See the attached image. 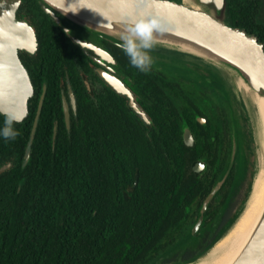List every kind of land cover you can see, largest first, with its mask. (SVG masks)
Listing matches in <instances>:
<instances>
[{
    "label": "trees",
    "instance_id": "obj_1",
    "mask_svg": "<svg viewBox=\"0 0 264 264\" xmlns=\"http://www.w3.org/2000/svg\"><path fill=\"white\" fill-rule=\"evenodd\" d=\"M226 4L227 22L255 33L264 43V13H259L258 1L226 0ZM21 15L30 22L37 20L38 60L30 70L34 92L28 115L13 125L19 134L12 140L0 138V164L12 163L0 171V237L4 240L0 264H151L191 232L197 219H189L185 205H193L198 187L191 194L183 191L177 178H171L178 160H157L160 150L156 154L152 149L150 166L144 160H138L135 169L133 165L124 169L122 160L107 163L90 122L80 132L58 131L54 138L52 94L59 84L53 80L62 73L61 42L73 43L39 0H23L17 11V17ZM60 17L72 26L73 34L95 35ZM44 80L46 91L29 160L22 166ZM3 119L0 114V126ZM235 212L217 227H200L197 234L203 236L195 248L164 257L158 264L183 263L198 256Z\"/></svg>",
    "mask_w": 264,
    "mask_h": 264
},
{
    "label": "flooded vegetation",
    "instance_id": "obj_2",
    "mask_svg": "<svg viewBox=\"0 0 264 264\" xmlns=\"http://www.w3.org/2000/svg\"><path fill=\"white\" fill-rule=\"evenodd\" d=\"M250 1L254 4L258 1L259 7V0L246 2ZM33 26L39 46L37 22ZM75 35L88 39L111 56L101 58L66 35L73 45L67 40L61 42L63 49L58 65L62 73L53 80L59 84L58 91L52 94L53 134L80 132L85 129V123L90 122L98 133V147L106 162L122 160L124 169H131V165L135 169L138 160L150 166L152 149L156 154L160 150L157 160H178L177 172L172 173L171 178H177L180 187L189 194L198 187L193 205H185L189 219L198 218L204 199L225 175L208 201L197 229L204 225L219 226L244 199L255 159L250 154L240 155V144L249 134H241L236 127L237 144L231 157L232 114L227 97L215 87L213 69L190 56L169 58L166 52L150 50L151 69L141 72L117 45L97 35L80 31ZM38 46L33 54L19 53L30 78V70L35 69L38 60ZM106 75L113 77V84L106 80ZM117 81L130 91L131 101L139 112L130 105L129 98L114 87ZM46 84L44 80L40 96L44 86L46 91ZM229 160L233 161L228 168ZM7 162L10 164L5 169L12 165L11 161ZM210 213L216 214L210 218ZM3 243L0 237V247Z\"/></svg>",
    "mask_w": 264,
    "mask_h": 264
},
{
    "label": "water",
    "instance_id": "obj_3",
    "mask_svg": "<svg viewBox=\"0 0 264 264\" xmlns=\"http://www.w3.org/2000/svg\"><path fill=\"white\" fill-rule=\"evenodd\" d=\"M192 1L200 5V8L186 5L183 0H39V3L43 11L70 39L84 49L93 50L101 58H110L111 55L88 39L73 34L71 27L62 22L60 15L119 48H121L120 33L125 30L126 25L133 24L141 18L147 19L150 16L156 18L162 29L153 33L156 42L174 46L185 52V54L172 53L171 56H190L212 68L214 72L216 71L214 65H218L240 77L259 98L264 100V43L255 33L247 32L246 29L227 22L226 0ZM22 2L23 0H0V114L7 113L24 119L28 115L29 100L34 89L19 53L25 51L33 54L37 49L38 41L33 24L25 15L17 17ZM151 50L167 54L170 51L158 47H153ZM213 76L215 77L214 74ZM105 78L113 84L112 76L106 75ZM114 87L125 94L130 100V105L139 112L131 101L130 91L124 89L118 81ZM224 88L227 89L226 83ZM44 94L45 86L38 101L22 166L29 160ZM224 95L228 99L233 117L229 90H226ZM235 127L233 124L231 157L235 154L237 144ZM232 161L229 160L228 168ZM9 164L10 162H7L0 166V171ZM255 168L254 160L253 174ZM224 176L204 199L200 214L191 227L192 234H195L203 218L204 209L221 185ZM245 198L225 227L235 218ZM209 245L191 260L200 258ZM189 261L177 264H185ZM231 264H264V207L253 232Z\"/></svg>",
    "mask_w": 264,
    "mask_h": 264
},
{
    "label": "bare ground",
    "instance_id": "obj_4",
    "mask_svg": "<svg viewBox=\"0 0 264 264\" xmlns=\"http://www.w3.org/2000/svg\"><path fill=\"white\" fill-rule=\"evenodd\" d=\"M183 2L186 5L200 8V5L192 0H183ZM154 47L170 50L167 54L169 57H172V53L185 54L182 49L157 42ZM214 68L223 74L221 75L232 88L233 108L238 106L245 115L254 144L252 151L256 168L245 201L240 206L235 218L212 241L200 258L185 264H231L253 232L264 207V100L259 98L240 77L218 65H214ZM238 100L239 103H237Z\"/></svg>",
    "mask_w": 264,
    "mask_h": 264
},
{
    "label": "clouds",
    "instance_id": "obj_5",
    "mask_svg": "<svg viewBox=\"0 0 264 264\" xmlns=\"http://www.w3.org/2000/svg\"><path fill=\"white\" fill-rule=\"evenodd\" d=\"M161 30L159 21L150 16L147 19L141 18L133 24L126 25L125 30L120 33V47L129 57L130 63L139 71L148 72L151 69L153 58L150 55V50L156 43L153 33ZM3 116L0 138L15 139L19 132L13 125L21 123L23 117L7 113H4Z\"/></svg>",
    "mask_w": 264,
    "mask_h": 264
},
{
    "label": "rangeland",
    "instance_id": "obj_6",
    "mask_svg": "<svg viewBox=\"0 0 264 264\" xmlns=\"http://www.w3.org/2000/svg\"><path fill=\"white\" fill-rule=\"evenodd\" d=\"M242 2H246L248 0H240ZM260 1V5H259V13H264V0H259ZM261 17V16H260ZM262 20H264V17H261ZM33 24H36L37 20L35 18L32 19ZM169 57V56H167ZM171 58V57H169ZM215 75V77L213 76V82L215 83V87L217 89H219L223 94L226 93V90H229V94H230V99H231V106L234 112V115L232 117V122L233 124L236 126V128L238 129V131H240V133H244L246 132V134H249L250 132L248 127H247V123H246V118L245 115L239 110L240 108L237 106V108L234 106L233 108V101H232V88L227 84L226 79H224L221 74H219L217 71H212V75ZM210 78V77H208ZM225 83L227 86V89H225ZM239 103V100L238 102ZM243 120V121H242ZM241 133V134H242ZM244 140H242L241 144H240V155H243L244 153L246 155H253V151L252 148L254 146L253 141L251 140L250 134L249 137L243 138ZM251 151V152H250ZM254 157V155H253ZM255 158V157H254ZM242 160H240L241 162ZM241 168V167H240ZM249 189V188H248ZM247 189V191H248ZM246 191V193H247ZM245 198V196H244ZM239 207V206H238ZM238 209V208H237ZM198 229L196 230L195 234H192L190 231H188V233L186 234V236L184 238H182L179 242H177L176 244H174L170 249H168L167 251H165V253H163L161 256H159L157 259H155L151 264H158L159 260H161L164 257H171L173 254L175 253H182L183 250L186 249H193L195 248L199 242L202 239L203 236V232L197 234Z\"/></svg>",
    "mask_w": 264,
    "mask_h": 264
}]
</instances>
